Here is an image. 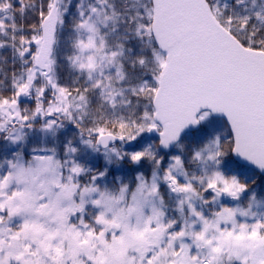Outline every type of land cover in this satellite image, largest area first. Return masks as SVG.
<instances>
[{
    "label": "snow or ice",
    "instance_id": "6c2138e0",
    "mask_svg": "<svg viewBox=\"0 0 264 264\" xmlns=\"http://www.w3.org/2000/svg\"><path fill=\"white\" fill-rule=\"evenodd\" d=\"M0 264H264V0H0Z\"/></svg>",
    "mask_w": 264,
    "mask_h": 264
}]
</instances>
